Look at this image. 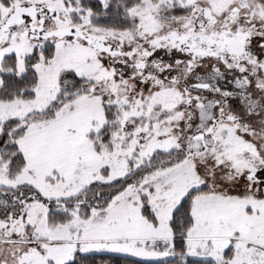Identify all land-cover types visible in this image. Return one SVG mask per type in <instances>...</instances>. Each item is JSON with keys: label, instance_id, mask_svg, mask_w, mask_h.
Masks as SVG:
<instances>
[{"label": "snow or ice", "instance_id": "obj_1", "mask_svg": "<svg viewBox=\"0 0 264 264\" xmlns=\"http://www.w3.org/2000/svg\"><path fill=\"white\" fill-rule=\"evenodd\" d=\"M0 264H264V0H0Z\"/></svg>", "mask_w": 264, "mask_h": 264}]
</instances>
